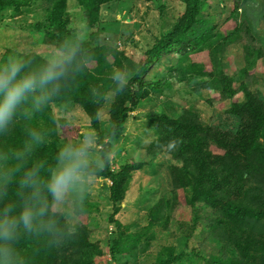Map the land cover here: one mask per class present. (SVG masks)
I'll list each match as a JSON object with an SVG mask.
<instances>
[{"label":"trees","instance_id":"16d2710c","mask_svg":"<svg viewBox=\"0 0 264 264\" xmlns=\"http://www.w3.org/2000/svg\"><path fill=\"white\" fill-rule=\"evenodd\" d=\"M18 1L0 0V14L9 8H20ZM66 1L46 0L50 19L40 27L43 41L48 44L59 48L71 40L79 46L78 63L57 83L51 98L52 102L56 103H76L87 115L92 127L99 132L100 111L107 103V97H110L108 95H115V99L107 106L111 124L108 141L104 142L100 133L97 136V144L100 146L99 159L103 166H107L110 148L116 143L129 113L154 90L156 85L150 80L153 77L147 78V75L152 66L161 64L165 54H179V66L173 70L181 71V64L191 53L208 50L214 70L207 75L213 78L211 85H215L214 88L220 92L221 100L232 99L238 91L242 94V103L230 107L231 115L238 118V124L229 132L203 125L192 113H185L176 118L163 113L153 114L148 118L154 127L156 138L151 148L165 149L181 163L180 176H174L173 184L175 188L182 189L184 194H192V204L187 195L186 197L187 205L192 209L193 220L199 217L196 211L202 207L199 206L200 201L201 205L208 208L203 218L205 231L202 230L206 235L203 245L213 247L215 253H207L203 264H264V103L248 89L241 86L234 90L229 88L233 79L222 75L220 65L225 47L234 40L239 31L240 23L234 19L239 16L241 0H230L233 7L224 19L225 21L231 18L236 22L230 33L221 31V26L217 24L219 15L208 13L207 0H180L184 7L182 15L167 27V30L159 33L153 46L146 50L142 64L137 65L135 70L131 69L133 74L123 87H119L117 82L107 77L92 79L97 75L83 65L81 58L91 59L97 54L101 56V53L92 48L96 34L90 33L87 37L79 39L76 38V33L68 31ZM71 1L82 10L88 27L95 26L98 29L100 6L115 4L121 0ZM224 3L222 8L226 9L227 2L224 0ZM223 12L224 10L221 13ZM247 52L251 53L246 61L247 66L253 67L260 52L250 49H247ZM112 53L115 55V51ZM96 60L98 63L93 72L105 75L104 69L108 66L103 60ZM47 62L33 56L24 61L22 74L37 72ZM127 63L131 64L129 60ZM190 71L194 75H202L201 69ZM184 77L182 73L181 78ZM50 90L51 88L46 87L43 91L48 94ZM1 134L4 137L3 140L0 138V210L11 207L13 214L18 213L33 192L39 193L40 204L47 209L46 214L38 218L33 231H20L13 244L17 259L21 264H93L94 259L103 254L98 242L91 240L90 232L84 225L74 224L69 227L64 211L52 210L55 201L44 187L49 170L57 159L55 138L39 142L38 138L32 135L37 134V130L29 127L26 130L21 127L12 130L4 127ZM169 144L173 147L169 148ZM211 148H215L217 154L213 153ZM91 173L110 178V197L113 202H118L122 191L115 175L95 166L91 167ZM29 174L36 181L31 187L23 183ZM192 175L194 182H189ZM194 203H198L195 210ZM177 204V201L174 203L172 200L161 199L148 210L145 226L138 233V237L130 239L133 243L137 242L139 253L143 254L149 246V241L154 238V228L158 226L167 231V222L172 219L171 213ZM74 207L77 212L80 211L79 214H87L85 208L78 211L80 206L76 203ZM48 220L55 222L54 232L43 227ZM112 223L117 227L118 233L115 238H107L105 245L113 261L120 264L119 256L127 252L123 246L124 239L127 238L119 231V222L113 220ZM167 248L157 251L156 260ZM167 254L157 264L174 263L181 259L183 253L173 255L175 253L170 252L168 248ZM196 256L195 252L189 255L192 259Z\"/></svg>","mask_w":264,"mask_h":264},{"label":"rangeland","instance_id":"374dc122","mask_svg":"<svg viewBox=\"0 0 264 264\" xmlns=\"http://www.w3.org/2000/svg\"><path fill=\"white\" fill-rule=\"evenodd\" d=\"M225 1L226 9H223L224 0H207L208 13L219 15L217 24L221 26L223 33H230L235 28L234 20L240 23L234 40L225 47L220 63L222 75L233 79L229 88L234 90L241 86L264 103V0H241L239 16L234 20L229 18L224 21L233 7L230 0ZM18 2L20 8H9L0 14V64L9 59L24 62L33 56L48 61L58 48L43 41L40 31V27L50 19L46 0ZM65 5L68 31L76 33V38L79 39L90 33L96 34L92 48L101 53V56L97 54L91 59L81 58V62L97 75L92 77L93 80L107 77L112 81H115L112 77L116 70L132 76L131 69L135 70L137 65L142 64L146 50L153 46L160 32L167 30L182 15L184 8L180 0H121L115 4L108 3L100 6V25L96 29L95 26L88 27L85 15L74 1L67 0ZM247 49L260 52L253 67L247 66L246 61L251 56ZM112 51H115V55ZM178 57L179 54L169 52L162 57L160 65H154L149 70L147 78L153 77L150 80L156 86L129 113L116 143L110 148L105 168L103 164L97 166L95 163L100 161L97 136L100 133L104 142L108 141L111 124L107 106L115 99V95H108L110 97H107V103L100 111L99 132L92 127L89 118L76 103L52 102L53 90L48 94L43 90L29 94L17 108L11 122L4 126L9 130L20 127L24 130L27 127L36 129L37 134L32 135L39 142L54 137L57 152L65 145H78L87 137L91 143L90 167L106 169L119 180L122 193L116 203L110 197V178L90 173L85 180L83 199L69 196L60 203L55 202L52 207L54 211L65 212L69 227L74 224L84 225L90 232L91 240L98 242L103 254L95 258L93 264H117L105 245L107 238H115L118 233L113 220L119 222V231L127 238L123 244L127 252L119 256L120 264H157L168 255V248L175 253L173 255L183 253L180 260L171 264H203L209 253H215L213 247L203 245L206 238L202 230L205 231L203 218L208 208L201 205L200 201L199 206L202 207L196 211L199 217L193 220L192 209L187 205L188 199L192 204V194H184L182 189L175 188L173 184L174 176H180L181 163L167 150L151 148L156 138L154 127L148 118L153 114L163 113L176 118L192 113L203 125L229 132L238 124V118L231 115L230 107L242 103L243 97L238 91L232 99L221 100L220 92L214 88L215 85H211L213 78L207 75L214 70L208 50L191 53L181 64V71L173 70L179 66ZM97 58L108 66L104 69L105 75L93 72L98 63ZM128 60L131 62L129 65ZM192 69H201L202 75H194L190 71ZM182 73L185 75L183 79ZM41 95L46 99L37 104L35 98ZM4 127H0L1 140L4 137L1 134ZM211 150L217 154L215 148ZM189 182H194L193 175ZM161 199L172 200L174 203L177 201L178 204L172 210V219L167 222V231L158 226L154 228V238L141 254L137 242L133 243L130 239L141 232L146 223V213ZM74 203L81 207L78 211L85 208L87 214H79ZM193 207L195 210L198 203H194ZM177 222L182 223L178 225ZM162 248H167V251L160 253L156 260L157 251ZM193 252L197 253L195 259L189 257Z\"/></svg>","mask_w":264,"mask_h":264},{"label":"clouds","instance_id":"9594fccd","mask_svg":"<svg viewBox=\"0 0 264 264\" xmlns=\"http://www.w3.org/2000/svg\"><path fill=\"white\" fill-rule=\"evenodd\" d=\"M79 46L75 41L63 43L52 54L48 62L37 72L22 74L25 68L23 61L9 59L0 64V127L11 122L17 108L25 101L29 94L46 87L55 90L57 83L78 63ZM119 87L130 78V75L116 70L113 73ZM46 97L43 95L35 98L37 104ZM173 147L172 144L168 145ZM91 143L86 137L84 142L63 146L58 154L56 163L49 170L47 181L44 185L53 201L60 203L69 196L83 199L85 180L91 173L89 149ZM97 166H102V161H95ZM23 183L29 187L34 181L29 174ZM47 209L40 204V195L33 192L25 200L22 209L13 214L11 207L0 210V264H21L17 259L14 241L20 231L31 232L37 226L38 218L46 214ZM43 227L54 232L56 225L52 220L44 223Z\"/></svg>","mask_w":264,"mask_h":264}]
</instances>
